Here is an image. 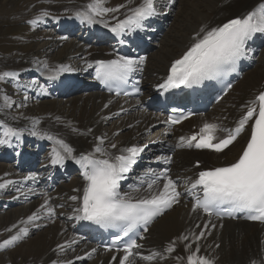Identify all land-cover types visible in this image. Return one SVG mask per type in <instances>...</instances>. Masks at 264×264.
Here are the masks:
<instances>
[{
  "label": "bare ground",
  "instance_id": "6f19581e",
  "mask_svg": "<svg viewBox=\"0 0 264 264\" xmlns=\"http://www.w3.org/2000/svg\"><path fill=\"white\" fill-rule=\"evenodd\" d=\"M176 1L178 3L174 6ZM62 2L55 8L53 5L36 4L37 0H22L21 5L15 4L14 0H0V22L9 19L24 30L17 41H13L17 47L6 56L0 55V74H17L0 83V122L18 133L5 136L4 127L0 126V141H7L0 142V183L11 181L0 188V242L16 235L21 228L28 229L27 234H21V238L12 245L0 248V264H53L54 261L66 264L69 260L77 264L74 262L78 256L86 257L87 264H118L112 257H119L121 253L96 249L72 232V223L77 219L74 209L78 208L81 200L73 201L70 197H82L85 182L81 177L73 175L67 181L60 180L53 190L47 191L36 178L37 174L46 162L53 159L54 149L61 153L64 151L60 141L72 149V157L89 153L102 159L110 158L119 147L136 145L145 148L158 138H167L162 133L165 132L163 125L151 126L163 122L161 115L143 109L142 101L117 99L88 90L90 85L93 86L89 65L93 59L104 57L110 49V44L102 39L105 35L102 29L125 18L128 10L140 4L141 0H106V7L115 8L122 4L126 7L98 16L93 23L76 16L78 11L86 9L90 0ZM263 2L173 0L170 7L169 0H155L157 11L167 15L163 21L164 31L150 40L148 56L143 63L145 91L151 92L160 84L172 61L187 50L193 42L192 36L201 26H217L233 17L245 15ZM42 10L49 15L37 24H29L28 21ZM256 13L258 15V11ZM89 34H93V40L100 43L98 46L96 42L86 40ZM157 39L160 40L154 43L156 48L153 49L152 43ZM62 67L70 71H60ZM54 75L60 80L48 83L46 80ZM80 82L84 83L83 95H76ZM59 83L67 92L73 87L76 90L69 96H56L52 89H47L48 84L55 87ZM262 85L264 45L254 65L211 109L210 118L216 117L220 124L231 125L242 111L243 104L253 98ZM5 97L9 99L5 101ZM205 122L208 120L202 124ZM182 131L186 133L184 128ZM101 138L104 141L101 145L103 154L95 153ZM242 140L240 136L219 162L231 161ZM112 144L116 145L115 149ZM203 155L205 153L193 150L173 152L171 167L174 175L181 180L193 178L197 169L193 167L191 158ZM24 160L28 163H23ZM32 176L35 179H25ZM146 189L144 187L142 191L147 194ZM45 200L54 210L52 214L47 212V208H41ZM33 213H37L39 219L28 222L27 218ZM209 221L216 227L209 228L210 234L199 241L200 254L213 257L215 264H250L254 259L264 260V227L214 220L200 212L193 213L191 205L180 203L152 224L141 243V256L134 258V264H187V256L195 250V244L189 250L185 244L192 243V239L177 244V238L188 235L189 231L197 232L196 225L202 226ZM173 241L175 250L169 254L164 249ZM57 245L65 247L60 250ZM153 252L161 253L163 258L151 261L141 258Z\"/></svg>",
  "mask_w": 264,
  "mask_h": 264
},
{
  "label": "snow or ice",
  "instance_id": "6c2138e0",
  "mask_svg": "<svg viewBox=\"0 0 264 264\" xmlns=\"http://www.w3.org/2000/svg\"><path fill=\"white\" fill-rule=\"evenodd\" d=\"M172 2L173 0H169L170 4ZM105 4L106 0H90L86 9L78 11L76 16L82 21L93 23L98 16L115 13L126 7L122 4L110 8L106 7ZM158 14L155 0H141L140 4L128 10L124 19L119 20L111 27V31L120 35L125 31L142 29L146 19ZM48 15L46 10H42L28 23L37 24ZM105 27L108 25L105 24ZM258 33L264 34V14L257 15L255 11H249L245 15L228 19L214 27L201 26L200 30L192 36L193 42L187 50L178 59L172 61L167 79L159 87L162 89L192 87L203 83L205 80L217 79L235 72L238 61L246 55L245 46L247 42ZM143 63V57L136 60L119 55L111 60H97L95 61L96 77L103 80L127 82L132 73L142 68ZM60 71H70V69L62 67ZM16 75L14 72H4L0 74V79ZM228 87L231 85L229 84ZM124 94L128 95V93ZM8 99L5 97V101ZM244 107L245 111L236 122L235 128L223 129L226 133L223 138L215 135L218 125L207 122L203 124L198 133L179 138L176 147H194L200 150L207 149L222 153L245 131L249 122L254 121L251 125L250 137L238 158L224 166L199 171L194 178L188 179L190 186H186L183 192L178 189V180L173 179L169 175V169L165 167L158 174L152 169H149L145 174L150 176L149 180L143 181V183H147L146 195L134 199L128 192L121 193L119 190L120 182L126 179L125 174L136 162L138 154L144 150L136 145L123 149L122 154L114 157L98 159L91 154H82L75 161L81 165L82 177L86 182L82 197L76 195L70 197L73 201H82L81 206L74 209L75 212L79 213L77 218L92 221L105 227L118 228L123 232L124 237H128L122 250L117 249L118 252L122 251V255L119 257L114 255L113 261H118V264H134V258L141 256L138 250L143 246L138 244L132 235L136 234L141 225H143L145 232L148 231L147 226L156 217L171 209L173 205L181 203L182 196L192 198L191 211L193 213L203 212L208 217L215 215L218 219L222 215L235 217L237 213H241L247 220L264 223V91H261L254 100L249 101ZM191 114L188 113L189 116ZM186 118L181 114L179 119L169 117L167 122L177 124ZM0 126L4 127L5 136L18 134L15 129L3 125L2 122H0ZM0 142L6 143L7 141ZM103 142L101 138L100 145L94 149L95 153L103 154L101 147ZM60 144L65 153L70 155L72 149L64 145L63 141H60ZM111 147L115 149L116 145L112 144ZM53 151L52 163L63 164L64 156H61L60 152L55 149ZM157 160H163L165 164H170L172 158L157 157ZM199 166V161H197L196 167L199 168ZM25 179H35V177H25ZM8 183L11 181L0 183V188L5 187ZM135 190L139 191V189ZM41 208H47L49 214L54 211L48 207V200H45ZM37 219H39V215L33 213L27 218V221L33 222ZM15 227L13 225V228ZM215 227L216 225L209 221L202 226L196 225L197 232L189 231L188 235H181L177 238L181 241L192 239V243L185 244L186 249H192L193 243L195 244V250L187 256V264H215L213 257L200 254L201 247L199 244L201 239L210 234L207 230ZM27 232L26 227L21 228L16 235L0 242V248L12 245L21 238V234L26 235ZM121 240L120 235H115L113 243ZM57 247L63 250L65 245H57ZM106 250H111V247L106 246ZM174 250L175 241L164 249L169 254L173 253ZM92 251L95 252L96 249ZM157 257L163 258L161 253L156 252L141 258L151 261ZM76 259L82 260L83 257L78 256ZM53 264L56 262L54 261ZM66 264H73V261L69 260ZM250 264H264V260L257 261L254 259L250 261Z\"/></svg>",
  "mask_w": 264,
  "mask_h": 264
},
{
  "label": "rangeland",
  "instance_id": "374dc122",
  "mask_svg": "<svg viewBox=\"0 0 264 264\" xmlns=\"http://www.w3.org/2000/svg\"><path fill=\"white\" fill-rule=\"evenodd\" d=\"M22 0H14L15 4L21 5ZM228 3V0H226ZM21 3V4H20ZM62 0H37L36 4H41V5H53L55 8H57L59 5L63 4ZM177 1L175 2L174 6L177 5ZM176 8V7H175ZM4 22V23H2ZM24 30L21 28V25H17L11 22L9 19H5L4 21L0 22V55H8L10 54L13 49H15L17 46H15V42L17 39L23 34ZM77 32V31H76ZM20 35V36H19ZM94 39V37H93ZM160 39H157V41L152 43L153 49H155V44L157 43ZM15 41V42H13ZM93 43L96 42V40H92ZM12 46H14L12 48ZM148 56V54H147ZM147 58V57H146ZM4 79H0V83H2ZM84 83L80 82V88L76 92V95H83V86ZM66 94V93H65ZM162 121V120H161ZM157 125V124H151V126ZM160 125V124H159ZM155 127V126H153ZM88 261V260H87ZM87 261H83L81 263L75 262L77 264H87Z\"/></svg>",
  "mask_w": 264,
  "mask_h": 264
}]
</instances>
